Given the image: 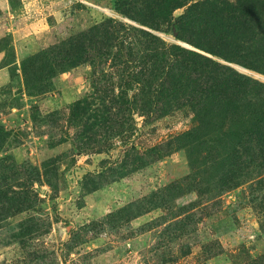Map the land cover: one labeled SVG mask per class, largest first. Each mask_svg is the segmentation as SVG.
I'll return each instance as SVG.
<instances>
[{
    "label": "rangeland",
    "instance_id": "obj_1",
    "mask_svg": "<svg viewBox=\"0 0 264 264\" xmlns=\"http://www.w3.org/2000/svg\"><path fill=\"white\" fill-rule=\"evenodd\" d=\"M199 1L155 30L142 0H0V264H264V146L159 115L142 59L143 31L194 49L173 22Z\"/></svg>",
    "mask_w": 264,
    "mask_h": 264
},
{
    "label": "trees",
    "instance_id": "obj_2",
    "mask_svg": "<svg viewBox=\"0 0 264 264\" xmlns=\"http://www.w3.org/2000/svg\"><path fill=\"white\" fill-rule=\"evenodd\" d=\"M142 1L145 12L140 11L139 15L145 19L137 17V21L158 30L170 23L174 10L192 0ZM237 2L235 7L228 0L193 2L186 15L173 22L177 38L184 39L187 34L195 37L190 42L194 49L167 45L156 35L143 31L153 45L142 59L153 69L159 67L157 71L163 75L159 115L182 106H189L199 119L216 112L227 121L240 124L234 132L232 149L249 151L264 146V82L238 71L231 63L264 73V8L255 9L258 0H248L240 7L241 1ZM220 3L228 4V8ZM232 19L235 22L229 21ZM200 20H204L203 24ZM155 40L160 42L159 48Z\"/></svg>",
    "mask_w": 264,
    "mask_h": 264
}]
</instances>
